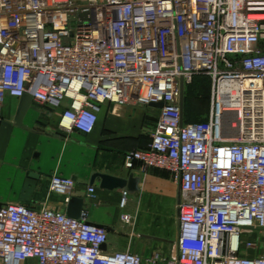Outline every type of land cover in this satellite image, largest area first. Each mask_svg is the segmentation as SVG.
<instances>
[{"label": "built area", "instance_id": "2783aa9c", "mask_svg": "<svg viewBox=\"0 0 264 264\" xmlns=\"http://www.w3.org/2000/svg\"><path fill=\"white\" fill-rule=\"evenodd\" d=\"M196 76L212 81L211 118L186 123L182 86ZM26 94L68 102L60 126L84 134L106 103L163 104L150 147L125 166L179 185L177 254L108 252L85 210L5 205L0 264H264L242 239L264 229V0H0V127L5 96ZM74 189L50 182L66 208Z\"/></svg>", "mask_w": 264, "mask_h": 264}, {"label": "crops", "instance_id": "0c3cea01", "mask_svg": "<svg viewBox=\"0 0 264 264\" xmlns=\"http://www.w3.org/2000/svg\"><path fill=\"white\" fill-rule=\"evenodd\" d=\"M20 102L6 95L2 106L0 204L65 211L64 196L52 193L50 182L53 177L70 178L75 182L73 197L84 200L83 210L89 222L108 231L106 251L128 250L146 261L155 254L166 259L177 254L172 222L181 199L179 185L166 171L141 174L138 168L130 170L125 166L127 153L150 147L158 108L106 103L94 131L84 134L61 128L68 102L45 106L33 101L19 124L16 118ZM95 174L127 180L134 175L137 190L102 189L99 178L92 183ZM90 187L95 188L94 198L88 196ZM124 191L128 192V202L122 208ZM124 214L132 216L135 226L131 228L123 222ZM158 220L163 223L161 228L155 227ZM179 226L178 214L177 239ZM127 229L147 231L140 234L152 241L143 243L132 235L134 232L126 233Z\"/></svg>", "mask_w": 264, "mask_h": 264}, {"label": "rangeland", "instance_id": "374dc122", "mask_svg": "<svg viewBox=\"0 0 264 264\" xmlns=\"http://www.w3.org/2000/svg\"><path fill=\"white\" fill-rule=\"evenodd\" d=\"M184 104H185V118L189 121L195 122H206L211 118V109H212V81L209 77L206 76H196L193 79V82L186 86L184 89ZM123 216H130L124 214ZM122 216V218H123ZM130 220H123V222L129 227L135 226V220L130 216ZM177 222H178V213H175L173 216V235L174 240L177 241ZM162 222L160 220L156 221L155 227L161 228ZM153 231L154 226L151 227ZM150 228V229H151ZM172 230V229H168ZM134 232L135 237L141 242H149L152 241L148 237L144 238L143 235L136 230L127 229L126 233L131 235L130 233ZM150 236V235H149ZM153 238V237H152ZM243 250L244 253L249 257L254 256H264V231L252 230L243 235ZM174 256H170L173 258Z\"/></svg>", "mask_w": 264, "mask_h": 264}, {"label": "water", "instance_id": "95a60500", "mask_svg": "<svg viewBox=\"0 0 264 264\" xmlns=\"http://www.w3.org/2000/svg\"><path fill=\"white\" fill-rule=\"evenodd\" d=\"M33 99L30 95H24L21 98L20 106L18 109L17 114V122L21 124L25 114L27 113L30 105L32 104ZM151 106L156 107L158 109L163 107V104H152ZM181 108L182 112L184 111V87L182 86V92H181ZM101 180V188L114 191L119 189H129L131 191L137 190L138 185V179L134 177V175H131L130 178L122 179L110 176L108 174H95L92 178V183L95 182L96 179ZM3 207L2 204H0V209ZM84 207V200L81 198L73 197L67 206V215L71 218L78 219L80 217L81 212L83 211ZM100 227V226H99ZM259 231H264L262 228H258Z\"/></svg>", "mask_w": 264, "mask_h": 264}, {"label": "trees", "instance_id": "16d2710c", "mask_svg": "<svg viewBox=\"0 0 264 264\" xmlns=\"http://www.w3.org/2000/svg\"><path fill=\"white\" fill-rule=\"evenodd\" d=\"M184 121L186 122V123H193V122H195V121H189V120H187L186 118H185V104H184Z\"/></svg>", "mask_w": 264, "mask_h": 264}, {"label": "bare ground", "instance_id": "6f19581e", "mask_svg": "<svg viewBox=\"0 0 264 264\" xmlns=\"http://www.w3.org/2000/svg\"><path fill=\"white\" fill-rule=\"evenodd\" d=\"M226 134H229L227 136H233L232 132H229V131L228 132L226 131Z\"/></svg>", "mask_w": 264, "mask_h": 264}]
</instances>
